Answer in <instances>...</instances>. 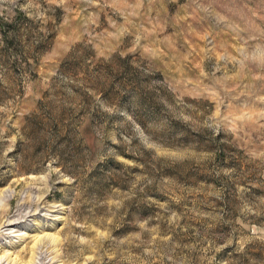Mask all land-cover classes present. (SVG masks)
Wrapping results in <instances>:
<instances>
[{
  "label": "rangeland",
  "instance_id": "rangeland-1",
  "mask_svg": "<svg viewBox=\"0 0 264 264\" xmlns=\"http://www.w3.org/2000/svg\"><path fill=\"white\" fill-rule=\"evenodd\" d=\"M0 264H264V0H0Z\"/></svg>",
  "mask_w": 264,
  "mask_h": 264
}]
</instances>
